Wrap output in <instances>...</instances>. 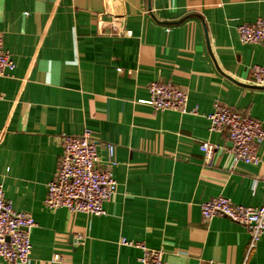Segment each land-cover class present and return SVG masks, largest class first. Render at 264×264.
<instances>
[{
    "label": "crops",
    "instance_id": "0c3cea01",
    "mask_svg": "<svg viewBox=\"0 0 264 264\" xmlns=\"http://www.w3.org/2000/svg\"><path fill=\"white\" fill-rule=\"evenodd\" d=\"M259 19L264 0H0L15 63L0 76V184L36 222L31 264H136L124 239L163 250L166 264H264V234L248 254L246 227L201 211L220 196L264 202V143L260 165L233 166L228 133L208 120L221 103L264 127V87L253 82L264 45L238 34ZM152 82L188 92V112L141 104ZM87 129L100 168L114 146L116 194L103 216L49 211L61 139ZM204 142L216 147L210 162Z\"/></svg>",
    "mask_w": 264,
    "mask_h": 264
},
{
    "label": "built area",
    "instance_id": "2783aa9c",
    "mask_svg": "<svg viewBox=\"0 0 264 264\" xmlns=\"http://www.w3.org/2000/svg\"><path fill=\"white\" fill-rule=\"evenodd\" d=\"M240 39L245 44L264 45V19L251 24H243L238 28ZM126 36L132 37L127 31ZM15 69V63L4 46V35L0 32V76ZM253 82L264 87V66L253 68ZM149 96L140 103L156 111H173L185 114L189 94L173 84L152 82L148 88ZM3 95L0 93V100ZM196 113V110H195ZM211 130L226 131L233 144V166L239 163L260 165L262 159L258 146L264 143L263 125L251 117L242 115L229 107L216 103L212 114L208 116ZM61 156L54 179L48 184L44 206L49 211L65 209L69 213L78 212L88 216L106 214L105 204L116 194L117 182L113 169L118 166L114 162V146L107 144V169L100 168L99 148L94 133L87 129L78 135L64 136L61 139ZM207 162L212 161L216 147L204 142L200 146ZM113 169H112V168ZM201 211L204 219L213 220L225 217L246 227L250 233V254L258 245L264 234V202L260 207L235 205L229 198L220 196L202 203ZM36 222L30 213L17 212L6 199L4 184H0V259L10 264H31L32 236ZM84 242V237L79 238ZM123 246L140 252L136 264H166L165 252L161 249L149 248L145 243L124 239ZM59 257L55 256L54 260Z\"/></svg>",
    "mask_w": 264,
    "mask_h": 264
},
{
    "label": "water",
    "instance_id": "95a60500",
    "mask_svg": "<svg viewBox=\"0 0 264 264\" xmlns=\"http://www.w3.org/2000/svg\"><path fill=\"white\" fill-rule=\"evenodd\" d=\"M233 145V144H232Z\"/></svg>",
    "mask_w": 264,
    "mask_h": 264
}]
</instances>
